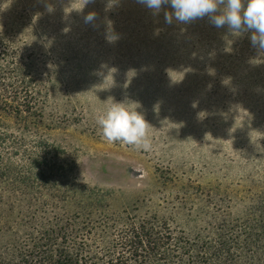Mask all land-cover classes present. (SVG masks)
<instances>
[{
  "label": "rangeland",
  "instance_id": "rangeland-1",
  "mask_svg": "<svg viewBox=\"0 0 264 264\" xmlns=\"http://www.w3.org/2000/svg\"><path fill=\"white\" fill-rule=\"evenodd\" d=\"M109 3L0 0V43L46 86L44 121L79 190L74 227L106 237L144 218L189 234L264 174V50L207 17L166 24L167 5ZM114 102L144 116L149 150L102 137L96 118Z\"/></svg>",
  "mask_w": 264,
  "mask_h": 264
},
{
  "label": "trees",
  "instance_id": "trees-1",
  "mask_svg": "<svg viewBox=\"0 0 264 264\" xmlns=\"http://www.w3.org/2000/svg\"><path fill=\"white\" fill-rule=\"evenodd\" d=\"M45 92L29 57L0 43V264H264V174L189 234L144 218L106 237L81 233V211L66 207L79 197L73 163L50 138Z\"/></svg>",
  "mask_w": 264,
  "mask_h": 264
},
{
  "label": "clouds",
  "instance_id": "clouds-1",
  "mask_svg": "<svg viewBox=\"0 0 264 264\" xmlns=\"http://www.w3.org/2000/svg\"><path fill=\"white\" fill-rule=\"evenodd\" d=\"M113 0H110L109 6ZM146 8L158 14L162 6H169L171 11H164L166 24H188L207 17L216 28L227 27L234 35L249 32L252 47L264 50V0H138ZM95 13L85 15L90 23ZM96 123L101 135L108 142H121L136 149L149 150L147 136L148 122L136 110H130L124 103L114 102L105 112L98 115Z\"/></svg>",
  "mask_w": 264,
  "mask_h": 264
}]
</instances>
